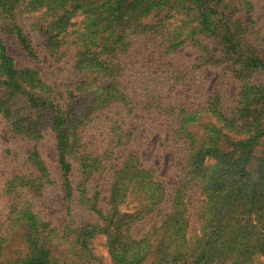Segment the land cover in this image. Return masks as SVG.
<instances>
[{
	"label": "rangeland",
	"instance_id": "374dc122",
	"mask_svg": "<svg viewBox=\"0 0 264 264\" xmlns=\"http://www.w3.org/2000/svg\"><path fill=\"white\" fill-rule=\"evenodd\" d=\"M26 1L23 0L13 14L9 9L11 3L0 0V28L6 22L10 23L9 27L7 24L3 26L6 31L0 35V99L8 98L10 88L4 81L6 76L12 74L10 65L17 64L34 68L48 84L57 86L64 93L61 102L67 101L65 91L74 80L85 81L82 90L92 96L100 83L95 78L100 76L101 81H105V75L101 76L105 72L100 71L95 75L89 66L84 69L75 67L81 58L76 50L80 45L75 40L77 32H72L76 27H68L63 33L62 47L58 52H55L56 48L49 39L53 31L45 35L40 30L42 24H46L47 20L55 21L59 14L78 26L85 19L87 30L98 37L104 53L110 40L113 45L128 42L129 51L117 53L123 61L122 72L125 76L121 78L123 84H119L120 100L113 104L110 115L114 122L110 132L115 138L121 136L123 141L115 155L105 162L106 169L101 173L98 168L92 174L86 173V163L78 160L82 149H78L69 156L71 167L66 174L59 161L55 129L50 118L44 119L43 126L39 127L42 134L29 137L15 130L12 123L0 114V236L7 237V232L12 228L10 222L15 214H9L10 204L18 200L17 211L26 210L25 219L35 226L31 231L34 234L28 233L29 236L40 237L37 226L46 225L47 222V230H52L50 232L54 234L47 240H32L23 234L24 231L16 238L4 241L5 251L1 259L9 262L23 259L29 247H34V242L40 240L47 243L60 263L137 264L123 262L122 255L111 249L108 235L101 232L100 227L96 228L99 223L103 225V220L98 218V211L93 206L98 201L102 213L110 209L108 199L115 181L112 175L124 160L136 155L139 166L152 175L153 181L161 184L163 198L153 212L139 215V209L144 210L145 201L151 198L146 197L145 192H138L137 187H133L132 192L131 188L126 189L125 200L116 206L120 212H138L134 220L123 227L126 234L135 240L150 235L155 225L162 224L167 216L172 215L176 194L183 187L187 202L186 216L189 219L187 236L196 238L195 245L203 247L208 240L206 234H212L213 240L205 249V253L210 251L207 264H227L228 254L219 252L218 247L222 244L217 242H224L228 233L236 248L234 254L229 255L234 258L233 264H264V135L261 136L264 134V111L259 112L258 119L250 118L252 120L239 129L226 119L233 114L236 116L240 107L237 106L238 102L249 97L240 89L244 82L227 67V64L232 65L231 61H227L229 56L220 57L217 63H208L205 48H209V54L217 56L220 54L213 49L227 50L222 47V39L214 34L212 22L220 21L219 24L225 28V21L240 17L248 20V34L254 35L249 41L240 40L236 47L238 51L245 53L251 47L252 53L264 48L261 40L264 39V0H232L239 9L230 6L214 7L212 10L209 3H203L199 10L191 12L181 0H60L57 7H51L55 18L49 10L40 7L41 0H31L32 7H28ZM218 9L223 10L226 17L218 16L215 12ZM193 14L199 17L197 21L188 18L181 23L185 16ZM196 25V35L205 39L203 43L197 41L202 45L191 41L181 43L182 37L187 36ZM184 31L186 35H183ZM22 32L28 36L36 55L21 49L16 38ZM256 32L261 38L256 37ZM168 36L171 39L179 37L175 39L171 51L166 52L159 43ZM259 53L264 57V53ZM7 55L12 57L8 59ZM200 56L205 58L200 59ZM234 61L238 62L236 58ZM239 65L237 63V68ZM171 72L178 77V87L169 92L159 86V82L169 77ZM251 75L247 81L248 89L251 92L258 87L264 89V70L253 71ZM155 94L153 106L163 105L162 109H157L163 114L151 113L133 103L135 97H152ZM172 103H182L188 108L185 127L194 134L193 150L172 133L178 129L177 121L172 120L173 114L169 111ZM85 108L86 113L78 114L76 111L70 114L74 139L93 141L97 153L113 147L110 141L112 136L107 134L109 124L106 127L100 125L103 114H108L110 110H100L97 102ZM89 119L92 121L88 122ZM207 124H210L208 129L205 127ZM212 128L219 130L221 148L228 150L223 159L212 141ZM36 148L44 163L42 165L29 160V155ZM115 156L117 160H114ZM240 156V169H236L238 161L233 159ZM202 161L205 165L206 162L212 165L209 174L198 176L194 173L200 168L195 165L203 167ZM114 164L116 167L111 169ZM235 170L241 173H235ZM230 177L236 182L228 181ZM65 178H69L68 183ZM229 219L234 222V232L226 225ZM83 226L96 230L92 234H84L87 241L80 245L72 239ZM55 227H63V230ZM107 230L111 232V223L107 225ZM161 237L162 231L150 239L157 242ZM111 244L116 247V240H112ZM153 254H149L140 264H158L157 258L162 255ZM183 257L185 254H179L176 259L182 260L181 264H187Z\"/></svg>",
	"mask_w": 264,
	"mask_h": 264
},
{
	"label": "trees",
	"instance_id": "16d2710c",
	"mask_svg": "<svg viewBox=\"0 0 264 264\" xmlns=\"http://www.w3.org/2000/svg\"><path fill=\"white\" fill-rule=\"evenodd\" d=\"M8 2L11 3L9 5V9H11L12 13L15 14L18 8L21 6L23 0H8ZM181 2L186 3V8H190L189 12L196 9L199 10L200 5H202L203 3H209L211 6L210 9L212 10L214 9V7L223 8L230 6L235 7L234 9H239L238 6L234 5L235 3L232 0H181ZM59 3L60 0H41L40 7H44L47 11L49 10V13L53 14L55 18V13L53 12V10H51V7H57ZM25 4H27L28 7H32L33 5V3H31V0H27ZM215 12L218 16L221 15L226 17L225 12L221 9L215 10ZM196 15L193 14L192 16H185V18L181 20V23H185V20L188 18L192 21H197L199 17ZM47 21H43L47 23L42 24L40 30L44 31L45 35L48 32L53 31L50 34L49 39L51 45L55 46L56 48L55 52H58V49L62 47L61 43L64 39L63 33L66 32L68 27L75 26L76 28L73 29L72 32H77L75 40L76 42H80V45L76 50L81 56V58L77 60L78 63L76 62L75 67L84 69L85 66H89L91 70L95 71V75H97L100 71H103V73H105L101 76L105 75L106 80L101 81L102 77L100 76L95 78L96 80H99L100 83L96 86L97 90L92 96H88L89 92H84L82 90V85L86 83L85 81L80 82L79 80H74L70 83V88L65 91L68 98L67 101L61 102L64 97V93L60 92L57 86L48 84L37 70L32 67L22 66L19 64L15 66L10 65L12 74L10 76H6V80L4 81V83L9 85L10 91L8 93V98L0 99V114L12 123L15 130L25 133V135L29 137H32V134H42V130H40L39 127L43 126L44 119L50 118L55 129L54 135L56 137L57 151L60 158L59 161L61 162L62 168H65L66 174L69 173L67 171H69L71 167V162H68L69 156H72L73 152H76L78 149H82V154L78 156V160L80 162L81 160H83V162L86 163V165L84 166V170L86 171V173L92 174L96 172L97 168L99 169V173H101L106 169L105 162L110 160V156L115 155L117 149H120L119 144L121 143V141H123V138H121V136L115 138L112 132H110L114 125V122L112 120L113 118L110 115H112V108H114L113 104L120 100L119 91L121 90V88L119 87V84H123L121 82V78L125 76V73L122 72L124 66H122L121 63L123 61L120 58V54H124L129 51V48H127L128 42H117L113 45L112 40H110L108 46H106L107 52L104 53L102 50L103 46H101L102 44L98 41V37H96L92 33H89V31L87 30L85 19H82L80 21L79 26L76 22L70 23L69 18L66 19L64 15L62 16L60 14L58 15V17H56L55 21ZM160 21L162 23L164 22L163 19H161ZM7 23L8 22H6L5 24ZM212 23L214 24V34L218 36L219 39H222V47L226 48L227 50L219 48L213 49L212 47H210L215 50V52H218L220 54L219 56H217L215 54H209V48L205 47L207 50V57H209L207 62L217 63L219 62L220 57L229 56V60L227 61H231L232 65L230 66L229 64H227V67L230 68L231 71L234 72L236 76L244 82L240 89L244 93L246 92L245 94L249 97V99L240 100L238 102L237 106L240 107L237 110L238 114L236 116L235 114H233L231 117L226 118L229 119L230 122L239 129L242 126L245 127L246 124H248V121L252 120L250 118L254 117L255 119L253 120L258 119L257 117L259 116V112L264 111V89L258 87L257 89H255V92H251L252 90H249L247 86L248 78L252 77L251 74L253 71L261 69L264 70V57L259 53H264V48H261L260 51H255L252 53L250 52L251 47L247 48L245 53H240V50L238 51V48H236L241 42L240 40L245 39L246 41H249V38L254 35L253 33L248 34L249 22L246 18L240 17L235 19L234 21H225V28L222 24H219L220 21H213ZM5 24L3 26H5ZM3 26L0 28V35L2 33H5L6 31ZM7 26L9 27L10 23L7 24ZM196 29L197 25L193 26L188 35L183 36L184 38L180 36L182 37L180 42L186 43L191 41L193 43H196V45L201 46L202 44H199V42L197 43V41H201L203 43L205 39L196 35ZM222 29L223 32H221ZM247 34L248 37L246 36ZM183 35H186V31L183 32ZM210 36L212 35H209L208 37ZM178 37L179 36L175 37L174 39H171L170 36L165 37L164 39L162 38L159 46L161 45L162 47H164L166 52L171 51L172 47L175 45L174 41L175 39H178ZM256 37L258 39L261 38L259 33L256 34ZM16 40L18 41L19 45H21V49L23 51H31L33 55H36V51H34V47L31 41L24 32H22V34L18 38H16ZM261 40L264 43V39ZM117 53L120 54L117 55ZM10 57L12 56L7 55L8 59ZM201 57L205 58V56H200V59H202ZM235 58L236 61H238L237 63H240V65L238 66L239 68H237L236 66L237 63L234 61ZM252 63L256 64L251 65ZM94 64L95 67L93 68ZM15 68L17 71H15ZM175 75L176 74L174 72H171L169 77L164 78L159 82V86H162L163 89L165 88L169 92L175 90L178 87V80L176 81L178 77H176ZM252 84L253 83L249 85ZM156 95L157 94L153 95L152 97L150 95L140 98L137 97V99L135 97L133 103H136L138 107H143L151 113L156 112L159 114H163L164 112L157 111V109L163 108L162 104V106H153ZM92 97L94 98L92 99ZM95 102L98 103L100 110H110L108 114H103L104 118L101 120L100 125H103L102 127H106V124H109V132L107 134H110L112 136L110 141L111 143H113V147L106 148L101 153H97L96 149H94L93 141L84 142L83 138H79L77 140L74 139L71 125L73 119H71L70 117V114L72 112L78 111V114H82L86 111L85 106L91 105ZM187 109V106H184L182 103L175 105L174 103H172L171 105H169V111L173 114L172 120L177 121L178 126V129L174 130L172 133L178 135V139L183 141L184 144H187L190 150H193L195 147L194 134L193 132H191V130H188L185 127V115ZM115 114H118V112H115ZM91 121L92 119L88 120V122ZM114 121L117 122L118 120ZM209 126L210 124H207L205 126L206 129H208ZM211 132H213L212 141L214 142V145L217 146L218 151L223 155L221 157V159H223L224 156L226 157L228 150L221 148L222 146L220 144L221 137H219V130H215L214 128H212ZM263 135L264 134H262L261 136ZM110 149L113 151V153ZM85 155H87L88 157H86ZM234 158L236 159L233 160L238 161L236 169H240L239 164L241 161V156ZM29 160L34 164H44L37 148L34 149V151L29 155ZM114 160H117L116 156ZM188 163L190 164L191 161L188 160ZM201 163L203 167L195 165V167H199L200 169L199 171L196 169L197 171L194 174H197L198 176L207 175L212 163L211 165L208 162H206V165L203 164V161ZM115 167L116 164L111 166V169ZM235 173L238 172L235 170ZM240 173L241 172L239 170L238 174ZM144 174H148V172H146V170L142 169L139 166L137 156H130L128 160L126 159L123 161L122 166L114 172V175H112L114 176L115 181L110 190V197L108 199V204L111 205L110 209L102 213L98 201L97 204L96 202H92L94 209L98 211V218L103 220V225L99 223L96 228L100 227L101 232H104L106 233V235H108V241L110 242V246L112 247L110 248L114 252L119 253V255H122L121 260L127 263L135 262L137 264H140L145 260L144 258H146L151 253H154L153 256H157V254L162 255L161 258H157L159 260H157L158 264H181L182 260L176 259V256H179V254L181 256L185 254V257H183V259H185L187 264L209 263L208 261L210 259L207 257L210 251L207 250V253H205V249L209 248L210 243L213 240L212 234H206L208 240L203 247H200V245H195V242L197 240L196 238H189L187 236L189 219L186 216L187 202L184 199L183 193L185 189L183 187L180 188V190H178L176 194L175 207L172 209V215L167 216V219H165L162 224L158 226L155 225L153 227L154 230H152V233H150V235H147L140 240H135L132 239L128 234H126L125 230H123V227L125 225L130 224L134 220L133 217L138 212L139 215L149 214L153 212L163 198V193L161 192L162 188L160 187L161 184L153 181L152 175L148 174L149 176H146ZM231 177L228 181L236 182V180H232ZM68 180L69 178H65L66 183H68ZM140 181H143V183ZM133 187H137L138 192H145L147 194L146 197L149 196L151 199H147L145 201L146 203L144 202V210L139 209L138 212H120L118 206L116 205L119 204L121 200H125L126 189L131 188L130 190L132 192ZM144 188H146V190H144ZM219 189L220 188H217V190ZM19 203L20 200H18L16 203L12 201V203L10 204L11 206L9 214H15L12 223L10 222V227L12 228H10V230L7 232V237L0 236V264H65L63 262L60 263L59 258L57 259L53 256L51 249L47 246V243L45 244L40 240H36L34 242V247H29V252H27L23 259L18 258L17 260H13L11 262L1 259L3 256V252L5 251L4 241L16 238V236L20 235L24 231L25 232L23 234L27 235V237L30 239L32 238V240L34 238L47 240V238L54 236V234L50 232L52 230H47L49 226L48 222L46 223V225L39 224V226H37L39 228L40 237L36 235L29 236L28 233H33L31 231L35 229V226L30 224L27 219H25L24 212L26 210H22L20 212L17 211L19 208L17 205H19ZM109 223L112 224L111 232L107 230V225ZM226 225L228 226V229L233 230L234 232L235 226L232 219H229V221L226 222ZM54 229L63 230V227L59 229L58 227H55ZM70 230L72 231L73 228H71ZM95 230V228L90 229L88 226L80 227L78 233L76 232V237L73 238L72 241H76L77 243L82 245L81 243L87 241V238L84 236V234H92ZM160 231H162V237L157 242H155L154 240L151 241L150 238L154 235H158ZM54 239L56 238L54 237ZM114 239L117 243L116 247H113V244H111V241ZM224 239H226L224 240V242L223 240L217 242L222 244L221 247H218V250L223 254H228V256L226 257V260H229L227 261V264H233L234 258L229 255H233L236 249L233 245L234 241L231 240L229 233ZM38 246L42 247L38 248ZM89 253H91L90 249ZM214 258L217 257L214 256Z\"/></svg>",
	"mask_w": 264,
	"mask_h": 264
}]
</instances>
